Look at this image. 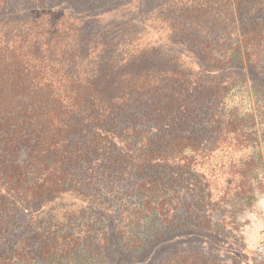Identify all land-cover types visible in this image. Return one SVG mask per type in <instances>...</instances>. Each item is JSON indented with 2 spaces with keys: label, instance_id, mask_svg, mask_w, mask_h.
<instances>
[{
  "label": "trees",
  "instance_id": "trees-1",
  "mask_svg": "<svg viewBox=\"0 0 264 264\" xmlns=\"http://www.w3.org/2000/svg\"><path fill=\"white\" fill-rule=\"evenodd\" d=\"M263 57L264 0H0V264H145L225 235L216 160L246 149L226 100Z\"/></svg>",
  "mask_w": 264,
  "mask_h": 264
},
{
  "label": "rangeland",
  "instance_id": "rangeland-1",
  "mask_svg": "<svg viewBox=\"0 0 264 264\" xmlns=\"http://www.w3.org/2000/svg\"><path fill=\"white\" fill-rule=\"evenodd\" d=\"M260 64L264 66V57ZM257 84L259 86L254 88L250 84L251 91L248 92L243 88H236L226 100L227 114L235 117L236 121H241L243 127L241 134L246 145V149L241 152L223 150L216 160L218 162L216 169L220 171L215 186V199H220V203L225 205L227 210L225 217L235 219L229 226L230 230L227 227L223 230L226 232L225 235L210 237L208 241L190 236L181 237L151 252L145 264H163L167 258L175 254L191 252L214 258V264H254V261L259 263L264 260V100L258 99L264 93V78L258 77ZM257 149L262 156L263 170H258L254 180L245 178L248 172L244 179H239L237 173L244 172L239 169H243L247 158L249 162ZM242 183L247 187L255 186L252 196L237 194ZM247 187L242 188L246 190ZM246 198L252 200V207L241 212L234 210V205L239 201L244 202ZM110 215L113 219L114 213ZM99 227H103L101 231H108L103 225ZM111 229L112 225L109 226L110 232ZM231 252L240 254L242 261L239 263L233 260ZM146 254L142 255V258Z\"/></svg>",
  "mask_w": 264,
  "mask_h": 264
}]
</instances>
